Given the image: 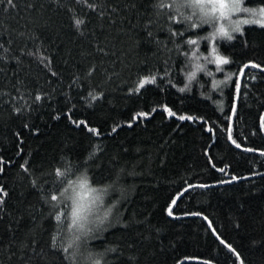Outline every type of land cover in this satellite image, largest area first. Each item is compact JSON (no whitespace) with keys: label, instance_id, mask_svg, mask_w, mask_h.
Returning a JSON list of instances; mask_svg holds the SVG:
<instances>
[{"label":"trees","instance_id":"1","mask_svg":"<svg viewBox=\"0 0 264 264\" xmlns=\"http://www.w3.org/2000/svg\"><path fill=\"white\" fill-rule=\"evenodd\" d=\"M161 2L0 0V264H264V27Z\"/></svg>","mask_w":264,"mask_h":264},{"label":"snow or ice","instance_id":"2","mask_svg":"<svg viewBox=\"0 0 264 264\" xmlns=\"http://www.w3.org/2000/svg\"><path fill=\"white\" fill-rule=\"evenodd\" d=\"M11 3V0H9ZM243 0H173L172 4H165L161 2L158 7L164 8H173L175 7L177 10L180 8H192L197 9L200 14V21L201 24H209L213 23L216 20H228L233 15L239 13H247L250 14L252 17L257 15V10L248 7H242ZM259 15L264 16V7H261L258 10ZM187 19H191V17H187ZM77 25L83 23V21L77 20ZM252 23H261L260 20L256 19H240L235 22V27L233 31H240L241 25L252 24ZM264 26V24H262ZM191 27L196 28L198 27L197 24H192ZM216 32L219 33L221 36L226 37L228 40H231L233 37L225 31L224 27L221 26L216 29ZM173 35H177V33H173ZM179 35H183V33H179ZM188 44L194 45L197 43L196 40L189 39L187 41ZM216 49H212V53L214 54ZM215 62L218 65L217 70L220 69V65H225L229 63V60L220 56L215 57ZM252 67H258V65L253 64ZM199 68V65H197ZM211 74V73H209ZM195 76V73H191L188 76L189 80H192ZM155 81V77L151 78H144L139 81L138 86L134 89V91H139L146 83H153ZM187 87V86H186ZM180 91H184V89H180ZM37 99H40L37 97ZM165 111L168 112L169 116L175 115L171 110L165 108ZM138 116L146 115L145 113H139ZM137 117H133L136 119ZM181 120L184 119H192L191 117L179 116ZM81 124L84 122L81 121ZM89 131L95 133L96 129H89ZM115 131V128L113 129ZM239 147V145H237ZM64 173L57 169V176H63ZM71 190V195H67L66 198L71 201V224L69 225L70 228L76 227L79 229L84 228V223L87 221L89 214L91 213L92 208L94 205L100 201L101 195L100 193L103 191L101 189L93 188L89 186L88 178L86 176H82L78 178L76 181L68 180V187L65 188L64 192L61 193V196H65L66 193H69ZM2 192V189H0ZM6 195V193H5ZM52 201H57L58 197L56 195L51 196ZM2 203V200H0ZM169 215H171V210H169ZM57 221H60V215L56 217ZM55 241V237H53ZM67 251V249H65ZM94 264H99V261H95Z\"/></svg>","mask_w":264,"mask_h":264},{"label":"rangeland","instance_id":"3","mask_svg":"<svg viewBox=\"0 0 264 264\" xmlns=\"http://www.w3.org/2000/svg\"><path fill=\"white\" fill-rule=\"evenodd\" d=\"M243 15H245V19H256V20H260L261 21V23H255V24H258L259 26H262V24H264V16H261V15H259V13H258V10H257V15L255 16V17H252L250 14H247V13H244ZM234 16V15H233ZM232 16V17H233ZM231 17V18H232ZM231 18H230V20H231ZM230 20H229V24H231V22H230ZM225 22V20H216V21H214L213 23H209L208 24V26L211 28V29H217V28H219L220 26V23H224ZM226 24H227V22H226ZM254 24V23H253ZM262 27H264V26H262ZM217 34V33H216ZM215 34V35H216ZM72 194V193H71ZM95 206V205H94ZM76 228V227H75Z\"/></svg>","mask_w":264,"mask_h":264},{"label":"water","instance_id":"4","mask_svg":"<svg viewBox=\"0 0 264 264\" xmlns=\"http://www.w3.org/2000/svg\"><path fill=\"white\" fill-rule=\"evenodd\" d=\"M242 73H243V71H242ZM242 73H241L240 78L238 80V88H239V85H240V80H241Z\"/></svg>","mask_w":264,"mask_h":264}]
</instances>
